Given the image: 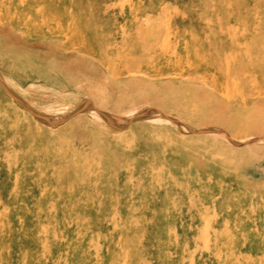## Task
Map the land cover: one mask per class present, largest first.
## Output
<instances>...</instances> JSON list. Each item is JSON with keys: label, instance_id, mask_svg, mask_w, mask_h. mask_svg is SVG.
<instances>
[{"label": "rangeland", "instance_id": "obj_1", "mask_svg": "<svg viewBox=\"0 0 264 264\" xmlns=\"http://www.w3.org/2000/svg\"><path fill=\"white\" fill-rule=\"evenodd\" d=\"M0 264H264V0H0Z\"/></svg>", "mask_w": 264, "mask_h": 264}]
</instances>
